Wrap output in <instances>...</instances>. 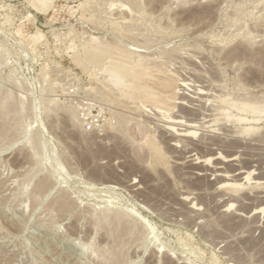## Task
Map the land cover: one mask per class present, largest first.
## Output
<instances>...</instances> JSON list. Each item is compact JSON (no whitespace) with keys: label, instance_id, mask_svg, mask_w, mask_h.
Masks as SVG:
<instances>
[{"label":"rangeland","instance_id":"1","mask_svg":"<svg viewBox=\"0 0 264 264\" xmlns=\"http://www.w3.org/2000/svg\"><path fill=\"white\" fill-rule=\"evenodd\" d=\"M263 169L264 0H0V264H264Z\"/></svg>","mask_w":264,"mask_h":264},{"label":"bare ground","instance_id":"2","mask_svg":"<svg viewBox=\"0 0 264 264\" xmlns=\"http://www.w3.org/2000/svg\"><path fill=\"white\" fill-rule=\"evenodd\" d=\"M192 86V85H191ZM193 87V86H192ZM182 88V87H181ZM197 88V87H196ZM183 89V88H182ZM193 89H195V88H193ZM201 89V88H200ZM184 91V90H183ZM183 93V92H182ZM192 96L191 97H189V98H191V102H190V107L188 108V109H190V112L192 113H195V115H194V117L193 118H189L188 120H186V121H184L183 119H181L180 117H178V116H175L174 117V120H172L171 121V123H172V125H174V127L175 126H180V127H184V129L183 130H179V128L178 129H176L177 131H175V129H173L174 127H166L165 128V130H166V135L170 138V141L172 142L171 143V146H172V148H177V144H176V142H179V141H182V143H184V142H189L191 145H189V147L190 148H188V149H185V154H184V157H183V165H184V167L186 168V169H188V171L191 173V176L193 175L195 178H197V177H203V179L204 178H207L208 179V177L209 178H211V181H213V183H214V186H217V184H220V183H222V182H227V181H240V180H244V178L245 179H249L251 176H253V171H246L245 170V168L242 166H240L239 165V162H238V155L236 156V155H228V157H225V158H223V157H221V156H217L216 157V162H215V166L214 167H209L206 163H205V161H203V160H201L200 158H197L196 157V154H194V152L196 151V149L197 148H199L200 146H201V142H199V140L197 141L195 138H194V136H193V134H194V132L195 131H197V130H195L194 132L192 131L193 129H195V128H197V125L196 124H198L199 123V120H200V116H201V108L203 107V104H204V102H205V98H206V93L205 92H203V91H200V90H194L193 92H192ZM213 95V94H212ZM174 96V95H173ZM178 96V95H177ZM183 96H186V95H183ZM211 98H213V97H211ZM187 100V99H186ZM169 101V100H168ZM187 102H189V101H187ZM180 105H181V107H183L184 105H185V103H183V102H181V103H179ZM211 104V103H210ZM213 104V103H212ZM211 104V105H212ZM215 106V105H214ZM213 106V107H214ZM209 107V106H208ZM248 108V107H247ZM187 110V109H186ZM188 111V110H187ZM206 111V110H205ZM213 111V110H212ZM179 112V111H178ZM189 112V111H188ZM189 112V113H190ZM207 112V111H206ZM184 113V112H183ZM177 114V113H176ZM185 114V113H184ZM186 114H188V113H186ZM211 114V113H210ZM162 115H163V113H162ZM174 115H175V112H174ZM189 115V114H188ZM203 115V114H202ZM164 116V115H163ZM170 116V115H169ZM210 116V115H209ZM212 116V115H211ZM165 117V116H164ZM168 117V116H167ZM166 117V118H167ZM173 117V116H172ZM202 117V116H201ZM207 117V116H206ZM207 118H209V117H207ZM168 119V118H167ZM212 119H214V118H212ZM204 120V119H203ZM202 120V121H203ZM227 120V119H226ZM201 121V122H202ZM210 121V120H209ZM213 121V120H212ZM211 122V121H210ZM196 123V124H195ZM207 123H208V120H207ZM216 123V122H215ZM222 123V122H221ZM211 124V123H210ZM225 124V123H224ZM199 125V124H198ZM201 125H202V123H201ZM204 125V124H203ZM166 126V125H165ZM219 127H220V125H219ZM243 127V126H242ZM175 128H177V127H175ZM231 128V127H230ZM233 128V127H232ZM235 129V128H234ZM226 130H227V128H226ZM241 130V129H240ZM199 131V130H198ZM233 131V130H232ZM239 132V131H238ZM212 135V134H211ZM201 136H202V134H201ZM205 136V135H204ZM220 136V135H219ZM224 136V135H223ZM210 137V136H209ZM213 137V136H212ZM253 138H255V137H253ZM216 139V138H215ZM218 139H219V137H218ZM222 139V138H221ZM231 140V139H230ZM184 141V142H183ZM208 141V140H207ZM212 141V140H211ZM219 141H221L220 139H219ZM229 141V140H228ZM243 141V140H242ZM203 142V141H202ZM232 141H230V143H231ZM215 143V142H214ZM213 143V144H214ZM255 143V142H254ZM216 145V144H215ZM235 145V144H234ZM245 145V144H244ZM212 146V145H211ZM214 146V145H213ZM232 146V145H231ZM241 146H242V144H241ZM180 147V146H179ZM202 147H205V146H202ZM250 147V146H249ZM183 148V147H182ZM201 148V147H200ZM242 148V147H241ZM244 148H247V147H244ZM210 149V148H209ZM218 149H219V147H218ZM243 149V148H242ZM200 150V149H199ZM215 150V149H214ZM221 150V149H220ZM225 150V149H224ZM179 151V150H178ZM216 151V150H215ZM176 152V151H175ZM197 152V151H196ZM179 153V152H178ZM181 154V153H180ZM226 154H227V152H226ZM232 154H233V152H232ZM236 154V153H235ZM244 154V153H243ZM224 155V154H223ZM246 155V154H245ZM199 156H201V155H199ZM206 156V155H205ZM176 157V156H175ZM179 157V156H178ZM180 157H181V155H180ZM179 157V158H180ZM201 158H202V156H201ZM180 160V159H179ZM215 160H213V161H215ZM240 160V159H239ZM242 160V159H241ZM243 162H245V161H243ZM252 164V163H251ZM243 165V164H242ZM181 166V165H180ZM256 166V165H255ZM259 166V165H258ZM228 167H231V169L229 168V170L230 171H228ZM253 167V166H252ZM184 168V169H185ZM227 168V169H226ZM257 169V168H256ZM259 169V168H258ZM250 170V169H249ZM228 172L229 173H231V174H228ZM260 172V171H259ZM188 173V172H187ZM263 174L262 175H264V169H263V172H262ZM262 175H260V174H255V178L254 179H260V178H262L263 176ZM190 176V175H189ZM264 178V177H263ZM252 179H253V177H252ZM253 179V180H254ZM206 180V179H205ZM209 180V179H208ZM207 180V181H208ZM257 181H259V180H257ZM247 182V181H246ZM134 184V183H133ZM209 185H210V183H208ZM132 186V185H131ZM139 186H137V188H138ZM211 187V186H210ZM141 189V188H140ZM218 193V192H217ZM261 199H263L262 201H264V193L261 191ZM219 194V193H218ZM224 194V193H223ZM221 195V194H220ZM245 195V194H244ZM248 195V194H247ZM259 196V194H256V196ZM263 195V196H262ZM216 196L218 197V195L216 194ZM226 197L228 196V195H225ZM223 197L222 195H221V197H223L222 199H221V201H220V203H221V207L220 208H224L230 201H232V198H233V196H231V197H228L227 199H226V197ZM230 196V195H229ZM216 197V198H217ZM246 197V196H245ZM250 198V197H249ZM248 197L246 198V200L247 199H249ZM255 198V197H254ZM253 198V199H254ZM233 199H235V197L233 198ZM238 199V197L236 198V200ZM251 199V198H250ZM249 199V200H250ZM258 199H260V198H258ZM256 200H257V198H256ZM187 201V200H186ZM235 201V200H234ZM242 201V200H241ZM252 202L250 203V205L253 203V200H251ZM250 202V201H249ZM237 203V202H236ZM244 203V202H243ZM242 203V204H243ZM263 203V202H262ZM239 204V203H238ZM241 204V205H242ZM246 204V203H245ZM244 204V205H245ZM62 205V204H61ZM229 205V204H228ZM227 205V206H228ZM234 205V204H233ZM253 205V204H252ZM261 205V204H260ZM67 206V205H66ZM65 205H63L62 207H61V210H64V211H67L68 209H67V207H66ZM232 206V205H231ZM243 206V205H242ZM60 207V206H59ZM219 207V204H218V206H217V208ZM214 208H216V207H214ZM238 208V207H237ZM244 208V207H243ZM251 208H252V206H251ZM219 209V208H218ZM241 209H242V207H241ZM245 209H247V208H245ZM245 209H242V210H244V211H246ZM238 210V212H239V209H237ZM253 210V209H252ZM197 211H199V210H197ZM217 211V210H216ZM244 211H243V213H244ZM223 212H225V211H223ZM241 212V211H240ZM246 212H248V211H246ZM260 213V212H259ZM258 213V214H259ZM197 214V213H196ZM237 214V213H236ZM246 214V213H245ZM248 214H250V213H248ZM254 214H256V213H254ZM257 215V214H256ZM264 216V215H263ZM203 217V216H202ZM201 218V217H200ZM117 219V218H116ZM202 221V220H201ZM97 225H98V223H97ZM96 225V226H97ZM99 226V225H98ZM106 262V261H105ZM109 262V261H108ZM111 263V262H110ZM109 264V263H108Z\"/></svg>","mask_w":264,"mask_h":264}]
</instances>
